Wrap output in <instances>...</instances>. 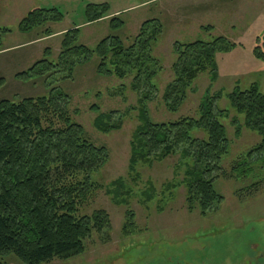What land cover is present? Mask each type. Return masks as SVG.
<instances>
[{
    "label": "trees",
    "instance_id": "obj_1",
    "mask_svg": "<svg viewBox=\"0 0 264 264\" xmlns=\"http://www.w3.org/2000/svg\"><path fill=\"white\" fill-rule=\"evenodd\" d=\"M108 10L107 2L88 3L86 23L103 19ZM63 17L57 7H36L20 19L18 30L29 32L45 27L44 33L51 35L53 31L48 25L62 21ZM122 25L118 15L111 17V33L93 48L79 42L80 29L74 26L62 33L60 52L55 59L49 58L47 48L44 58L15 76L29 80L59 72L64 74L63 79L70 78L77 65L96 55L98 75H114L121 80L130 77L128 87L136 95V105L128 110H136L138 123L129 141L128 180L135 185L141 180L139 164L150 167L178 156L176 169L183 165V176L179 181L173 178L164 182L161 195L167 192L171 197L183 185L188 211L198 209L201 216H206L223 200L214 188L215 180L223 177L221 160L229 150L222 119H229L231 112L217 105L222 91L212 92L209 85L198 103L196 115L168 121L151 119L148 103L160 95L165 109L177 112L187 93L194 91L192 84L201 73H208L210 84L218 79L216 54L229 50L233 44L223 36L208 41H176L170 65L173 77L161 89L155 78L162 65L152 53L162 32L161 22L156 18L143 21L128 45L114 33ZM205 29L210 31L211 26ZM9 32L8 28L0 27V51L2 39ZM253 53L264 58L261 45H256ZM3 81L0 78V85ZM126 88L122 82L117 94L123 97ZM225 96L236 113L230 119L236 135L246 128L260 137V142L239 160L249 164L248 173L257 161H261L264 169V93L257 83H252L244 89L235 86ZM69 104L70 96L55 87L46 95L0 100V256L12 254L25 264H41L82 254L85 241L93 233L102 242L110 239L111 218L106 210L79 213L94 193L104 187L92 179V174L107 163L109 150L88 138L84 127L71 117ZM91 109L97 112L93 127L103 134L120 130L128 111L102 112L95 104ZM237 114L243 115V121ZM193 130L200 135H192ZM239 165L236 162L232 172ZM261 181L264 184V178ZM258 184L250 188L257 190ZM107 187L114 202L126 207L121 231L130 236L137 225L135 212L128 207L129 199L137 197L140 204L147 206L157 190L148 179L146 186L135 193L122 176Z\"/></svg>",
    "mask_w": 264,
    "mask_h": 264
},
{
    "label": "rangeland",
    "instance_id": "obj_2",
    "mask_svg": "<svg viewBox=\"0 0 264 264\" xmlns=\"http://www.w3.org/2000/svg\"><path fill=\"white\" fill-rule=\"evenodd\" d=\"M104 2L109 5L107 15L87 24L86 5ZM36 7H57L63 13L62 21L48 25L53 31L51 35L44 33L45 27L29 32L18 30L20 19ZM116 15L123 20V25L114 33L125 45L131 42L143 21L156 18L161 22L162 32L152 49L162 65L155 78L161 89L173 77L170 65L176 41H208L223 36L233 44L229 50L216 54L218 79L210 84L208 73H201L192 84L194 91L187 93L177 112L166 110L160 95L148 103L151 119L168 121L196 115L198 103L209 85L212 92L222 91L217 105L231 112L229 119H222L229 150L221 160L223 177L215 180L214 188L223 200L206 216H201L198 209L188 211L183 185L171 197L167 192L161 195L164 182L173 178L179 181L183 176L184 166L176 169L178 156L150 167L139 164L141 180L137 185L128 180L129 141L138 123L136 110H128L136 105V95L128 87L130 77L121 80L114 75H98L96 55L77 65L70 78L63 79L64 74L59 72L29 80L15 76L44 58L47 48L49 58L55 59L60 52L62 33L74 26L80 29L79 42L93 48L111 33L109 20ZM205 26H211L210 31ZM0 27L10 30L2 39L0 51V78L4 80L0 85V100H19L46 95L52 87L60 89L70 96L71 117L84 127L91 141L106 145L109 150L107 163L92 174V179L104 187L79 209L80 214L96 209L107 211L111 218L109 241L102 242L93 233L85 241L82 254L41 264H264L263 258L260 261L255 258L258 250L264 256V184L261 181L264 169L261 161H257L248 173L249 164L239 160L260 142V137L246 128L236 135L230 120L236 113L225 96L235 86L244 89L252 83H257L264 93V58H257L253 53L256 45H261L264 51V0H0ZM122 82L127 86L123 97L117 94ZM94 104L102 112L128 110L121 129L108 134L98 132L92 124L97 115L91 109ZM238 117L243 121V115ZM191 134L196 135L197 131ZM236 162L241 165L232 172ZM119 176L127 180L135 193L146 186L148 179L157 190L147 206L140 204L137 197L129 199L128 207L135 212L137 225V232L130 236L121 231L126 207L115 203L107 192V185ZM256 182L258 189L250 188ZM0 264L25 263L11 254L0 256Z\"/></svg>",
    "mask_w": 264,
    "mask_h": 264
},
{
    "label": "flooded vegetation",
    "instance_id": "obj_3",
    "mask_svg": "<svg viewBox=\"0 0 264 264\" xmlns=\"http://www.w3.org/2000/svg\"><path fill=\"white\" fill-rule=\"evenodd\" d=\"M255 258L257 259V260H261L262 258L264 259V256H263V252H261V251H257V254H255Z\"/></svg>",
    "mask_w": 264,
    "mask_h": 264
}]
</instances>
